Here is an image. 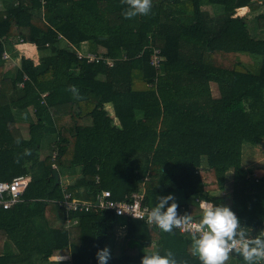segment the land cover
<instances>
[{
    "label": "trees",
    "instance_id": "trees-1",
    "mask_svg": "<svg viewBox=\"0 0 264 264\" xmlns=\"http://www.w3.org/2000/svg\"><path fill=\"white\" fill-rule=\"evenodd\" d=\"M124 7L0 0V180L30 178L19 202L0 206V264L51 262L62 252L67 260L51 263L97 264V250L113 248L115 227L123 237L108 264H140L144 253L169 250L177 264H201L188 233L111 210L66 213L55 201L62 174H77L65 190L79 199L143 191L152 208L179 192L178 210L197 221L198 201L229 199L251 236L264 233V165L242 164L244 143L264 140V0H152L150 14L132 19ZM18 42L34 44L39 61ZM148 45L164 57L158 73ZM87 52L113 63L79 56ZM17 114L27 120V137ZM65 218L77 222L66 226ZM226 264L245 262L233 253Z\"/></svg>",
    "mask_w": 264,
    "mask_h": 264
},
{
    "label": "clouds",
    "instance_id": "clouds-1",
    "mask_svg": "<svg viewBox=\"0 0 264 264\" xmlns=\"http://www.w3.org/2000/svg\"><path fill=\"white\" fill-rule=\"evenodd\" d=\"M125 5L122 16L132 19L138 15L151 12L152 0H120ZM69 91L78 95L75 86ZM18 142V141H17ZM28 154V150H25ZM203 201V200H200ZM199 203V202H198ZM201 216L198 221L185 213H178V204L173 194L157 198L155 205L146 213L135 216L145 219L162 232H172L174 228H182L191 237V255L197 257L201 264H226L230 255L241 256L245 264H264V233L251 236L242 227L239 218L229 207L203 201L200 204ZM97 264H108L111 252L108 247L96 252ZM62 257L59 258V260ZM140 264H177L172 251L165 255L158 251L144 253Z\"/></svg>",
    "mask_w": 264,
    "mask_h": 264
},
{
    "label": "built area",
    "instance_id": "built-area-1",
    "mask_svg": "<svg viewBox=\"0 0 264 264\" xmlns=\"http://www.w3.org/2000/svg\"><path fill=\"white\" fill-rule=\"evenodd\" d=\"M149 49V63L153 66L158 73L161 63L164 59L161 49L152 45H148ZM79 56L85 57L88 61H104L107 65H112V58H104L102 55L95 54L92 52L79 53ZM3 59H8L9 55L6 52L2 54ZM29 176L19 175L13 177L10 181L0 180V206L4 209L11 207L13 204L21 200V196L27 187L29 182ZM63 197L61 199L55 200L60 206H62L67 213L70 210L74 211H88V210H111L118 216H125L137 219L135 216H139L142 213H146L151 208L143 202L144 193L143 191H136L131 193L128 197L120 200H115L111 198L109 190H101L95 195L93 199H79L73 197L70 192L65 190V186H62ZM199 205L202 201H198ZM180 215L185 214L184 207L178 210ZM141 220V219H139ZM145 223L152 225L147 218L143 219ZM196 219H193V222H196ZM76 220H70L68 218L64 219L66 226H71L76 224ZM153 226V225H152ZM183 233H188L182 228H174ZM189 234V233H188Z\"/></svg>",
    "mask_w": 264,
    "mask_h": 264
},
{
    "label": "rangeland",
    "instance_id": "rangeland-1",
    "mask_svg": "<svg viewBox=\"0 0 264 264\" xmlns=\"http://www.w3.org/2000/svg\"><path fill=\"white\" fill-rule=\"evenodd\" d=\"M219 10H222V7L221 6H218ZM243 12V11H241ZM262 37H264V33L261 34ZM18 48L19 50L25 55V56H28V57H31V58H35L34 61L38 62L39 61V57L41 55V51H39L38 48H36L35 45H31L30 46V49L28 47H26L25 45L22 44H19L18 45ZM5 60H8L9 61V58ZM13 64V61L10 60L7 64H6V68H8V66L12 65ZM215 90V87L212 86ZM111 112V111H110ZM16 123L15 125L18 126V128L20 129L21 131V134L24 136V137H27V120L23 119L22 118V115L21 114H17L16 115ZM51 138H48V140H50ZM46 143H47V140H46ZM45 143H43L44 145ZM46 146V145H45ZM43 147L41 149V157H43L48 148L47 147ZM242 164L247 167V168H250V167H254V166H263L264 165V140L261 141L260 143H258L257 145L253 146V145H249L247 143H244L243 145V156H242ZM77 174H73L72 176H65V175H61V181L63 182L62 186H66L68 183H70L71 181H73L75 178H76ZM169 194H173L175 196V199H176V202L179 201V200H184V197L181 193L179 192H172V193H169ZM162 197V196H161ZM224 205L229 207V199H226V201L224 202ZM200 206V205H199ZM123 237V228L122 227H115L113 229V240L110 241V244H112L113 248L110 246L109 249L111 250L112 253L116 252V251H119V245L121 243V239ZM59 256H53L50 258L51 262H53V260H59L60 257H62V259L60 260H63L64 262L67 260V252H62V253H58ZM51 262H46V261H43V260H40V259H37L34 264H62L61 261L59 262H54V263H51Z\"/></svg>",
    "mask_w": 264,
    "mask_h": 264
},
{
    "label": "crops",
    "instance_id": "crops-1",
    "mask_svg": "<svg viewBox=\"0 0 264 264\" xmlns=\"http://www.w3.org/2000/svg\"><path fill=\"white\" fill-rule=\"evenodd\" d=\"M204 8H206L208 11H211V7L210 6H204ZM23 43V45H25L26 47H28L29 49H30V46L31 45H34V44H32V43H27V42H18V43H16L15 44V47L19 50V48H18V45L19 44H22ZM33 59H35V58H33ZM10 60H12V59H9V61ZM8 60H5V63L7 64L8 62H9ZM13 61V64H14V60H12ZM36 62V61H35ZM8 67H11V65L10 66H8ZM212 86H214L215 87V90H214V88L212 87ZM210 89H211V94H212V96L213 97H217L218 95H219V92H218V89H217V86H216V84L215 83H211V85H210ZM203 202V201H202ZM119 251H116V252H114V254H116V253H118Z\"/></svg>",
    "mask_w": 264,
    "mask_h": 264
},
{
    "label": "water",
    "instance_id": "water-1",
    "mask_svg": "<svg viewBox=\"0 0 264 264\" xmlns=\"http://www.w3.org/2000/svg\"><path fill=\"white\" fill-rule=\"evenodd\" d=\"M66 215V214H65Z\"/></svg>",
    "mask_w": 264,
    "mask_h": 264
}]
</instances>
